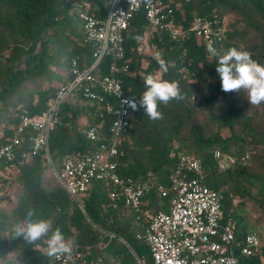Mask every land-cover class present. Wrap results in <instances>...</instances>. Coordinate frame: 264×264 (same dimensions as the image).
<instances>
[{
  "label": "trees",
  "instance_id": "trees-1",
  "mask_svg": "<svg viewBox=\"0 0 264 264\" xmlns=\"http://www.w3.org/2000/svg\"><path fill=\"white\" fill-rule=\"evenodd\" d=\"M173 5L184 31L196 15L226 20L233 14L235 19L226 23L224 40L214 46L221 54L231 47L247 50L264 65V0H175ZM85 9L103 18L109 1L0 0V146L13 140L24 114L42 116L46 112L60 86L72 78V59L77 58L81 67L92 64L93 47L83 41L80 18ZM151 31L144 11L138 12L125 33L126 57L120 65L128 64L129 70L118 73L124 90L139 105L144 77L160 73L163 79L178 82L184 98L160 104L163 116L159 120L149 119L142 107L133 112L131 127L119 143V171L123 177L150 181L154 186L139 208H131L112 195L113 184L97 180L83 195L82 208L61 184L46 188L44 174L49 163L43 152L16 161L8 170L0 168V183L13 180L23 191L11 213H0V252L9 245L18 252L16 261L9 264H49L52 258L47 255V236L30 245L14 235V226L25 222L29 210L35 213L33 220L49 219L53 230L59 227L65 240L84 253L87 264H105L107 255L120 264H139L134 253L145 264H153L149 245L137 233L149 225L147 212L170 209L171 196H161L157 187L169 185L183 153L202 160V181L222 194L223 221L233 220L239 236L249 230L236 219L237 210L248 198L257 199L253 194L257 186L263 188L259 202L264 207L262 104H249L243 89L222 91L217 58L207 53L203 39L192 33L174 39L166 32ZM146 36L158 55L144 54L141 47ZM160 59L165 61L166 72L160 69ZM110 61L106 57L96 71L106 73ZM81 101V94L66 100L51 130L49 149L58 169L67 155L92 152L101 143L90 141L83 131L87 124L102 122L94 114L98 104ZM110 117L103 123L104 132ZM82 119L86 123L81 124ZM218 123L231 134L216 129ZM236 126L241 127L238 133ZM23 148L31 150L28 136ZM216 149L229 159L228 165L222 166L215 158ZM241 262L264 264V245L261 254L241 256Z\"/></svg>",
  "mask_w": 264,
  "mask_h": 264
},
{
  "label": "built area",
  "instance_id": "built-area-1",
  "mask_svg": "<svg viewBox=\"0 0 264 264\" xmlns=\"http://www.w3.org/2000/svg\"><path fill=\"white\" fill-rule=\"evenodd\" d=\"M108 1L109 11L103 18L87 9L80 13L83 41L93 47L92 64L81 67L77 58L72 59V78L60 86L46 112L42 116L24 114L13 140L0 146V168L8 170L16 161L30 160L40 152L44 153L48 163L53 164L49 139L52 128L60 120V107L70 97L81 94L83 102L98 104L94 114L102 119L99 124H87L83 131L90 141L101 143L92 152L67 155L61 168L54 169L58 183L83 208L82 197L93 182L106 180L114 185L112 195L115 198L123 200L127 207L139 208L154 183L123 177L119 171V143L130 129L135 111L127 103L135 98L126 93L118 76L121 69L129 70L128 64L120 65L126 57L125 33L135 15L143 10L151 33L154 30L166 32L174 39L192 33L215 44L224 40L226 20L196 15L184 31L177 23L175 0ZM106 57L111 58L108 71H96ZM156 76L162 78L160 73ZM108 115L111 117L104 132L103 123ZM26 136L31 141V150L23 148ZM214 156L224 166L225 156L221 150L216 149ZM203 178L202 160L183 153L171 173L169 185H158L161 196H171L170 209L147 212L145 219L149 220V225L144 232L137 233V237L149 245L153 264H242L241 256L262 253V234L249 230L239 236L233 220L224 222L222 194L205 185ZM121 240L126 243L125 239ZM72 247L70 255L52 257L49 264H87L84 253L76 245ZM134 255L139 264H145L142 257Z\"/></svg>",
  "mask_w": 264,
  "mask_h": 264
},
{
  "label": "clouds",
  "instance_id": "clouds-1",
  "mask_svg": "<svg viewBox=\"0 0 264 264\" xmlns=\"http://www.w3.org/2000/svg\"><path fill=\"white\" fill-rule=\"evenodd\" d=\"M206 51L211 57L217 58L216 72L220 77L222 91L230 93L243 89L247 93L249 104L258 106L264 103V65L254 60L249 51L231 47L221 54L211 41L207 43ZM158 63L160 69L166 72L165 61L160 59ZM144 87L139 105L135 99L128 100L127 103L133 110L142 107L151 120L162 119L160 104L166 105L173 100L184 98L178 82L157 78L154 74L144 77ZM34 215L35 213L29 210L25 222L14 226L15 237L22 238L31 245L47 236L49 257L70 255L73 247L65 240L62 230L59 227L53 230L52 221L49 219L33 220Z\"/></svg>",
  "mask_w": 264,
  "mask_h": 264
},
{
  "label": "rangeland",
  "instance_id": "rangeland-1",
  "mask_svg": "<svg viewBox=\"0 0 264 264\" xmlns=\"http://www.w3.org/2000/svg\"><path fill=\"white\" fill-rule=\"evenodd\" d=\"M234 19L235 16L233 14H229L226 17V23H230ZM143 41L144 54L146 56L154 53L157 55L159 54V52L156 50L155 45L151 43L149 36L144 37ZM83 103L84 102L81 101V104ZM220 114L221 116H224L223 111ZM262 114V121L264 122V103H262ZM80 122L81 124L86 123L84 119H82ZM221 125L222 124L218 123V125H216V129L221 130L224 135H230V129L227 127H222ZM240 131L241 127L236 126V132L238 133ZM222 163L224 165H228L230 161L225 156L222 160ZM55 168L56 166L54 164L49 163V168L44 174V185L47 189H51L58 184L57 178L54 175ZM256 173H258V170H256ZM253 194L257 195V199L248 198L246 201V205L238 208L236 219L241 220L242 225L248 230L257 232L261 231L264 238V207L261 206L259 202L260 197H262L263 195V188H261L260 190V186H257L253 189ZM22 195L23 191L17 182L10 180L5 184L0 183V213L3 211L11 213ZM17 256L18 252L16 250H14L10 245L6 246L0 252V264H9L11 262H15ZM105 264L120 263L113 257L107 255V258H105Z\"/></svg>",
  "mask_w": 264,
  "mask_h": 264
}]
</instances>
